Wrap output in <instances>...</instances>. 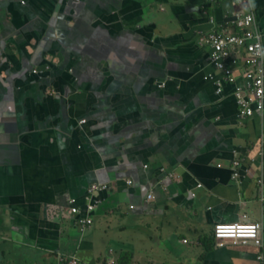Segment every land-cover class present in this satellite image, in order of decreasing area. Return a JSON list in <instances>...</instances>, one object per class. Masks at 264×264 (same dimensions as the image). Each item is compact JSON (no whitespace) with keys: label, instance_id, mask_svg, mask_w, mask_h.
<instances>
[{"label":"crops","instance_id":"0c3cea01","mask_svg":"<svg viewBox=\"0 0 264 264\" xmlns=\"http://www.w3.org/2000/svg\"><path fill=\"white\" fill-rule=\"evenodd\" d=\"M249 10L264 46V0H0V264H264L213 237L261 222L264 240V128L198 42ZM93 183L80 230L68 203Z\"/></svg>","mask_w":264,"mask_h":264},{"label":"built area","instance_id":"2783aa9c","mask_svg":"<svg viewBox=\"0 0 264 264\" xmlns=\"http://www.w3.org/2000/svg\"><path fill=\"white\" fill-rule=\"evenodd\" d=\"M251 1V0H250ZM249 2V1H248ZM250 3V2H249ZM250 5H252L250 3ZM198 42L210 48V65L219 73H215L212 81L217 85V93L222 92V86L226 82L233 85V98L237 106V116L239 118H252L256 116L259 120L261 129L264 128V46L262 43V33L258 28L254 14L248 12H236L233 14V32L227 29L211 31L199 36ZM243 68L241 80L238 82L234 70ZM84 122V121H82ZM257 156L264 158V137L262 133L256 144ZM232 179L238 180L240 171L243 169L241 160L234 159L232 162ZM246 172V170L244 171ZM259 190V202L264 209V180L260 176L257 179ZM127 184H132L131 180ZM108 188L107 185H94L88 194L89 203L84 210L72 201L74 205L69 209V214L74 218L80 230L93 225L91 215L95 213L99 204L92 198L96 193L103 192ZM134 209L133 206L130 207ZM263 228L261 222H234L229 224H216L213 229V237L219 248L227 244L246 245L263 249ZM185 243H187L185 241ZM262 261L263 256L259 253L256 257ZM68 264H80L77 260H71Z\"/></svg>","mask_w":264,"mask_h":264},{"label":"water","instance_id":"95a60500","mask_svg":"<svg viewBox=\"0 0 264 264\" xmlns=\"http://www.w3.org/2000/svg\"><path fill=\"white\" fill-rule=\"evenodd\" d=\"M123 1H125V0H123ZM0 28H1V26H0ZM0 43H1V39H0ZM0 46H1V44H0ZM32 72L35 73V74H37V73H40L41 71L32 70ZM80 121H81V120H80ZM83 121H84V122H81V124H85L86 120H83ZM94 185H104V184L93 183L91 186H89V188L86 190L85 197H84V200H85V203H84V204H85V205H86L87 203H89V201L87 200L88 198H90V195L88 194V191H89V189H90L92 186H94ZM107 186H108V185H107ZM107 190H108V188H107L106 190H104L102 193H106ZM90 199H91V198H90ZM92 200L94 201V200H95V197H93ZM75 203L78 204V203H79V200H76ZM73 206H74V205H71V203H68V209H70V208L73 207ZM92 215H94V213H93Z\"/></svg>","mask_w":264,"mask_h":264}]
</instances>
